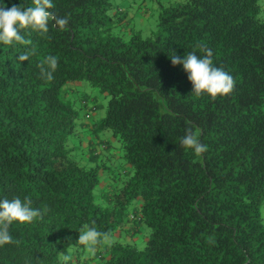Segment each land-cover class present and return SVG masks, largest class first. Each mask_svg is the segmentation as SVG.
Instances as JSON below:
<instances>
[{
  "label": "trees",
  "instance_id": "obj_1",
  "mask_svg": "<svg viewBox=\"0 0 264 264\" xmlns=\"http://www.w3.org/2000/svg\"><path fill=\"white\" fill-rule=\"evenodd\" d=\"M52 3L49 11L68 20L65 29L50 22L45 34L21 30L29 45L0 43V200L27 198L43 212L9 226L13 241L0 246V264H62L68 247L81 246L85 224L108 237L123 231L144 238L140 249L113 241L91 264H264L260 0L159 5L155 28L127 39L112 33L125 21L112 0ZM14 4L32 0H0V7ZM202 48L235 81L229 95L214 101L191 93L187 73L170 59L203 56ZM25 52L28 60L18 61ZM48 56L57 58L51 81L38 68ZM80 80L108 96L91 130H108L131 169L103 202L93 193L97 166L79 164L67 142L79 113L64 86ZM189 127L206 146L200 155L181 146ZM87 143L91 165L98 154ZM133 199L138 219L127 217L134 223L121 230Z\"/></svg>",
  "mask_w": 264,
  "mask_h": 264
},
{
  "label": "clouds",
  "instance_id": "obj_2",
  "mask_svg": "<svg viewBox=\"0 0 264 264\" xmlns=\"http://www.w3.org/2000/svg\"><path fill=\"white\" fill-rule=\"evenodd\" d=\"M52 0H32V5L21 7L19 4L10 8L0 7V43L11 45L13 42L21 45H29L30 40L25 39L21 30L31 29L32 31L45 34L49 30V23L53 26L65 29L68 24L66 18H57L49 9L53 8ZM203 56L196 53H188L186 56L172 55L173 66L182 65V69L187 73V79L191 82L192 91L196 97L207 94L213 101L218 96L229 95L235 86L233 77L222 68L213 65L212 50L202 48ZM28 60V53L18 56V61ZM40 77L51 81L54 79L53 73L57 68V58L48 56L38 65ZM190 123V122H189ZM181 146L185 149H193L197 155L206 151V146L199 143L197 134L186 129L185 135L180 140ZM43 211H47L45 208ZM136 215V214H133ZM36 218H43L40 209L33 208L31 200L19 197L0 200V246L12 243L13 238L8 229L13 222L20 225L32 223ZM129 218V217H128ZM132 220V219H131ZM78 243L90 256H95L101 244H109L110 239L106 233H101L95 227L85 224L79 233ZM63 264H68L72 256L62 254Z\"/></svg>",
  "mask_w": 264,
  "mask_h": 264
},
{
  "label": "rangeland",
  "instance_id": "obj_3",
  "mask_svg": "<svg viewBox=\"0 0 264 264\" xmlns=\"http://www.w3.org/2000/svg\"><path fill=\"white\" fill-rule=\"evenodd\" d=\"M182 1L183 0H112L113 12H115L116 9H120L123 11V14H125L124 25H115L112 29V33L121 36L123 39H127L131 34L130 32L137 31L142 37H145L155 28L159 5L165 6L170 3ZM261 16L264 18L263 14H261ZM64 93L69 95L68 98L72 93V106L76 107L79 113L75 122L74 132L69 136V140L67 141L68 146L74 149L73 151L75 152H73V157L79 164L97 166L98 182L93 189V193L98 201L103 202L104 194L111 192L113 186L118 184L120 179L126 177L131 172L130 167L122 158L118 142L111 138L110 132L104 130L94 133L91 130V124L103 117L108 96L83 80L66 84L64 86ZM86 113L88 116H84ZM86 140L91 141V149L98 154L97 158L93 159L94 163L91 165L87 164L89 161L88 155L93 151L90 152V150H86V146L88 145V143L86 144ZM101 142L108 146L107 150H105L106 148L103 147ZM137 206L138 201L133 199L124 209L122 215L124 226L131 227L132 223H134L128 220L127 217L135 214ZM259 214L264 224V202L259 206ZM142 228L143 230L141 229V233L143 231L145 237L148 230L145 226ZM109 239V245L113 241H126L135 243V246L139 249L142 248L144 242V238L140 239L138 236L130 239L123 231H121V234L118 236L112 234ZM107 245L108 244H101L95 256H90L83 245H71L67 248L66 253L71 256H73V254H79L81 262L84 264H91L92 260H99V256L103 255Z\"/></svg>",
  "mask_w": 264,
  "mask_h": 264
},
{
  "label": "crops",
  "instance_id": "obj_4",
  "mask_svg": "<svg viewBox=\"0 0 264 264\" xmlns=\"http://www.w3.org/2000/svg\"><path fill=\"white\" fill-rule=\"evenodd\" d=\"M261 2V9H262V11H261V14H263V16H264V0H260ZM126 226H122L121 227V230H122V228H125ZM116 236H118V235H120L121 234V231L120 232H115L114 233ZM129 237V236H128ZM130 239H131V237H129ZM134 238V237H133ZM133 240V239H132ZM68 264H84L83 262H81V259H80V255H78V256H76V257H74V258H72V260L71 261H69L68 262Z\"/></svg>",
  "mask_w": 264,
  "mask_h": 264
},
{
  "label": "built area",
  "instance_id": "obj_5",
  "mask_svg": "<svg viewBox=\"0 0 264 264\" xmlns=\"http://www.w3.org/2000/svg\"><path fill=\"white\" fill-rule=\"evenodd\" d=\"M134 218H136L135 215H130L129 216V219H134ZM136 219H138V218H136Z\"/></svg>",
  "mask_w": 264,
  "mask_h": 264
}]
</instances>
